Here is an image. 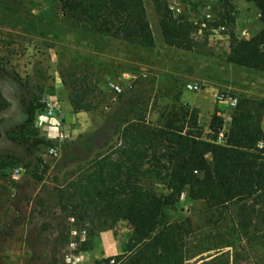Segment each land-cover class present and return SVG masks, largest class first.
Returning a JSON list of instances; mask_svg holds the SVG:
<instances>
[{"label":"trees","instance_id":"obj_1","mask_svg":"<svg viewBox=\"0 0 264 264\" xmlns=\"http://www.w3.org/2000/svg\"><path fill=\"white\" fill-rule=\"evenodd\" d=\"M52 1L58 6L62 22L73 31L146 49L155 47L144 0ZM169 1L153 0L165 45L195 52L199 44L193 23L176 15ZM246 1L259 10L262 28L249 39L231 33L225 61L264 73V0ZM227 21L234 22L230 13L214 26H225ZM39 75L47 79L44 72ZM0 78L8 93L21 99V106L0 121L8 135L7 148L0 154V171L8 176L22 168L34 181L42 182L50 169L44 154L60 145L41 136L34 127L46 105L21 77L0 69ZM87 78L75 79L68 91L75 113L96 110L91 96L97 89ZM64 85L69 87L67 81ZM27 89L30 97L25 93ZM181 95L163 108L155 104L160 115L152 121L145 100L139 96L125 99L120 94L119 105L112 106L106 115L107 124L118 136L117 148L97 156L88 167L79 168L76 179L66 178V186L56 189L61 207L71 210L69 218L83 226L95 225L102 232L122 219L132 225L128 252L95 264H111V260L114 264H186L190 259V223L178 221L159 228L164 210L174 207L183 193L217 210L250 202L254 212L264 215V100L239 97L228 128L216 111L210 132L206 133L199 122V111L182 104ZM10 107L0 91V113ZM221 132L224 138L220 140ZM74 159L68 157V161ZM68 161L62 162V167ZM150 176L159 178L168 194H158L148 182ZM55 182L59 183L57 176ZM91 236L84 245L86 252L94 248L95 236Z\"/></svg>","mask_w":264,"mask_h":264},{"label":"rangeland","instance_id":"obj_2","mask_svg":"<svg viewBox=\"0 0 264 264\" xmlns=\"http://www.w3.org/2000/svg\"><path fill=\"white\" fill-rule=\"evenodd\" d=\"M144 2L155 37L153 49L73 31L62 22L58 6L52 0H0V69L21 77L40 96V87L44 90L52 85L39 75L48 67V57H44L43 51L55 46L57 71L68 83L67 92L75 79L83 81L86 77L97 89L91 96L96 110L84 115L78 123H69L66 140H54L60 144L59 156L51 157L45 152L50 169L42 182L34 181L22 168H17L22 169L17 180L13 179V173L4 176L0 171V264H67L63 251L69 250L72 230H86L87 241L92 234L96 245L103 231L98 232L95 225L72 222L71 210L61 207L56 189L66 186L64 179H76L79 168L88 167L97 156L117 148L118 136L107 124L106 115L112 106L119 105V94L104 90V82L114 80L124 87L125 99L139 96L145 100L152 121L160 115L155 104L161 108L172 104L179 94H184L186 85L194 81L204 86L202 93L192 94L194 97H202L213 89L216 102L221 94L264 100V73L225 61L231 33L239 39H248L245 31L255 35L261 30L260 12L254 4L246 0H170L169 4L179 6L180 15L195 27L199 48L184 52L165 45L153 0ZM204 10L210 12V19L204 16ZM225 13H230L234 22L227 21L225 26L216 28L214 25ZM37 36L41 47L28 48ZM28 65L30 75L23 69ZM25 93L30 97V89ZM200 123L203 128L206 126ZM68 157L75 159L68 161ZM64 161H68L65 168ZM55 176L59 183L55 182ZM148 182L158 194H168L159 178L150 176ZM184 194L183 200L179 198L174 207L164 210L159 228L178 221L190 223L187 248L190 259L186 264H264V215L254 212L252 203L217 210ZM116 228L127 246L132 225L122 219L105 231ZM91 252L85 251V264L109 258H96Z\"/></svg>","mask_w":264,"mask_h":264},{"label":"crops","instance_id":"obj_3","mask_svg":"<svg viewBox=\"0 0 264 264\" xmlns=\"http://www.w3.org/2000/svg\"><path fill=\"white\" fill-rule=\"evenodd\" d=\"M52 37L54 40H56L55 36H49ZM40 37L37 36L33 40V46H30L28 44V48L35 47L36 45L41 47L40 45ZM44 57H48V67L46 69H42V72H44L45 76L49 81L52 82V85L48 88H45L40 96L42 99L43 104L46 106L48 104H57L58 109L63 112L64 115V124L67 128V125L78 123L84 115H88L87 112H81V113H75L73 110V107L71 105V102L68 97L67 89L64 85V81L60 77L57 71V65H58V55L56 52L55 46L51 47L49 46L47 50L43 51ZM30 66L28 65L27 69L23 68L24 70H27L30 75L32 71L30 70ZM29 68V69H28ZM20 73V71H18ZM24 75H26V71H22ZM127 75V74H125ZM34 79H36L35 75L33 76ZM108 82H114L108 81ZM108 82H104V90L107 88ZM195 82V81H194ZM184 94L181 96V103L184 105H187L191 108H195L199 111L200 119L199 122H204L206 126H204L205 132L209 133L210 129V123L212 116L216 111L219 112V114L224 118L228 119V121H225L226 128L229 126L231 120H232V113L233 110L228 107L227 104H220L216 102L215 95L213 94V89H209L205 95L202 97H194L192 92H189L185 88ZM203 92V91H202ZM201 92V93H202ZM199 94V93H198ZM41 114V113H40ZM36 117V121L34 123V127L40 132V135L49 139H51V134L48 133V130L44 126H40L38 123V117ZM201 124V123H200ZM203 126V125H201ZM54 141V140H53ZM128 252L127 246L122 241V236L120 234V230L118 228L110 230V231H103L101 235L99 236L96 245L94 246L92 250V256L96 258H106V257H114L117 255L126 254ZM218 258V256L210 258V262Z\"/></svg>","mask_w":264,"mask_h":264},{"label":"built area","instance_id":"obj_4","mask_svg":"<svg viewBox=\"0 0 264 264\" xmlns=\"http://www.w3.org/2000/svg\"><path fill=\"white\" fill-rule=\"evenodd\" d=\"M170 8L176 15L181 14V8L179 6L170 5ZM204 16L207 19L211 18V14L208 10H204ZM202 26L206 27L205 24H203ZM244 35L247 36L248 39L254 36V34L248 30L244 32ZM107 88L110 91L116 94H119V95L125 92L124 87L117 84L116 82H108ZM186 89L189 92L198 94L204 90V86L199 82H190L186 85ZM217 100H218V103L220 104H227L228 107L232 110H234L238 105V98L230 96L228 94L219 95ZM38 123L40 126H44L48 130V133L51 134L52 136L51 137L52 140L62 142L68 138V135L66 133V126L64 124V115H63V112L58 109L57 104H54V103L48 104L46 106L45 111L39 115ZM263 129H264V122H263ZM219 138L220 140L224 138L223 132L219 134ZM263 146L264 145H261V147ZM47 154L51 157H58L59 149L57 147L49 148V150L47 151ZM21 171L22 169H16L12 172L14 180H17L20 177ZM184 198H185V194L183 193L180 196V199L183 200ZM70 220H72V222L75 221L74 219H70ZM71 235H72V241L69 244V250L65 249L63 251L64 261L67 264H85L86 256H85V251L82 250V246H84L85 243L87 242V231L86 230H82V231L72 230ZM77 237L79 241H76ZM73 251L74 252L76 251V254L71 253ZM110 263L114 264V260H111Z\"/></svg>","mask_w":264,"mask_h":264},{"label":"water","instance_id":"obj_5","mask_svg":"<svg viewBox=\"0 0 264 264\" xmlns=\"http://www.w3.org/2000/svg\"><path fill=\"white\" fill-rule=\"evenodd\" d=\"M0 91H1L2 97L6 101H8L12 104L10 109L4 110L0 113V121H1L2 118L10 116L13 113V111L17 108V106H21V99L17 98L14 95H10L7 92L5 83L1 78H0ZM7 140H8L7 133L0 126V154L3 153L5 151V149L7 148Z\"/></svg>","mask_w":264,"mask_h":264},{"label":"flooded vegetation","instance_id":"obj_6","mask_svg":"<svg viewBox=\"0 0 264 264\" xmlns=\"http://www.w3.org/2000/svg\"><path fill=\"white\" fill-rule=\"evenodd\" d=\"M11 106H12V104H11Z\"/></svg>","mask_w":264,"mask_h":264}]
</instances>
